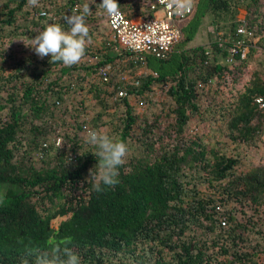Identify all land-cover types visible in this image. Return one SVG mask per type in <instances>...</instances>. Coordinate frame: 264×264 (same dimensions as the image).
Wrapping results in <instances>:
<instances>
[{
	"label": "trees",
	"instance_id": "obj_1",
	"mask_svg": "<svg viewBox=\"0 0 264 264\" xmlns=\"http://www.w3.org/2000/svg\"><path fill=\"white\" fill-rule=\"evenodd\" d=\"M154 1L117 3L140 21L154 17ZM101 2H0V264L56 246L71 248L82 264H264V161L246 164L264 143L257 103L264 100V0H198L168 58L145 55V62L115 50L99 26L108 16ZM85 4L82 60L40 58L31 39L49 22L68 29L65 15ZM207 16L213 38L189 47ZM21 40L28 52L17 59L11 51ZM123 90L128 97H119ZM159 94L168 103L166 127L163 111L142 119L131 103L145 99L150 110ZM122 105L124 115L107 122ZM90 129L128 145L119 183L101 192L93 187ZM67 237L71 243L61 244Z\"/></svg>",
	"mask_w": 264,
	"mask_h": 264
},
{
	"label": "clouds",
	"instance_id": "obj_2",
	"mask_svg": "<svg viewBox=\"0 0 264 264\" xmlns=\"http://www.w3.org/2000/svg\"><path fill=\"white\" fill-rule=\"evenodd\" d=\"M168 6L174 8L176 13L182 14L192 7L193 0H167ZM28 5L36 7L39 0H28ZM101 7L109 15L118 11L117 0H102ZM91 9L88 4L78 10V14H71L64 17L66 24L70 27L64 29L61 24L49 22L43 31L31 39V48L43 58L51 55V62H62L66 66L78 64L85 55L86 46L89 42V27L86 17ZM86 142L95 146L97 151L93 154L97 157L98 174L95 175L94 190L101 192L105 187H115L119 183V166L125 163L128 154V145L119 139L110 137L102 131L95 129L87 130ZM90 174L92 172L90 170ZM6 194L0 193V200ZM63 245L71 243V237L60 242ZM31 249L26 251L21 264H82L81 258L71 248L56 246L51 254L47 252L35 254L33 258Z\"/></svg>",
	"mask_w": 264,
	"mask_h": 264
},
{
	"label": "built area",
	"instance_id": "obj_3",
	"mask_svg": "<svg viewBox=\"0 0 264 264\" xmlns=\"http://www.w3.org/2000/svg\"><path fill=\"white\" fill-rule=\"evenodd\" d=\"M198 0H193L192 7L182 14L176 13L174 8L169 7L167 0H155L148 7L154 12V17L135 21L130 19L123 11L119 10L114 15L108 14V24L111 30V41L115 50L121 53H130L138 56L141 62H145V55H152L157 59H166L173 52L174 48L183 39L182 27L194 15ZM45 16L46 12H42ZM239 33H245L240 29ZM231 54L237 53L235 48H231ZM248 54V49L244 50L243 57ZM232 62V57L229 59ZM112 69L110 66L102 69L104 81L110 79ZM127 91L119 92L120 98L128 97ZM257 103L264 107V100L259 98ZM53 143L60 146L61 138H53ZM44 148H49V143H44ZM226 225V221H223Z\"/></svg>",
	"mask_w": 264,
	"mask_h": 264
},
{
	"label": "rangeland",
	"instance_id": "obj_4",
	"mask_svg": "<svg viewBox=\"0 0 264 264\" xmlns=\"http://www.w3.org/2000/svg\"><path fill=\"white\" fill-rule=\"evenodd\" d=\"M1 1L2 0H0V2ZM107 22H108V16L106 18L104 17V19L99 23V26H100V28H102V30L105 32V34L110 37L111 33H110L109 26H108ZM209 22H210V16H207L204 19L202 27L199 29V31H198L197 35L195 36L194 40L189 44V47L190 46L194 47V46L198 45L199 43H204L205 40H208V31H209L210 28H212L210 26ZM27 44H28V42H26L25 40L15 41V44L13 45L14 49L11 52L15 53V57L17 59H21V58H23V57H25L27 55V52H28ZM153 61H154V64L156 65L155 67L158 68L160 64H158L157 61L154 60V59H153ZM81 96H82V94H81ZM81 96H79V98H81ZM89 96H91V95H89ZM82 98H83V96H82ZM156 99H157V105L156 104L152 105L150 110L148 109L147 105L145 106V104H143V101L145 99L141 100V102H140V100H137V99L133 98L131 100V103H132V105L134 104V106L137 107L138 114L141 116L142 119H145L146 117L153 118L154 116L152 115V113H155V114L158 113L159 114L160 112L163 111V115L161 117H162V120H163V127L164 126L166 127L168 125V123H169L168 122L169 117H167V115H166L168 103L165 102L164 98L161 97L160 94L156 97ZM89 100H90L89 101L90 107L92 109L93 108L95 109L96 108L95 100H93L91 97H89ZM145 101H147V100H145ZM125 109L126 108L122 105L120 107H117L115 110H110L109 113H111V114H109L108 118H106L107 122L112 120V119L114 120V119H116L118 117H122L124 115ZM110 128L108 130L112 132L113 129H110ZM139 132H141V131H139ZM192 134L194 135L195 133H192ZM248 155H249V159L246 161V164L250 165V167H251V164H260V163H262L264 161V143L260 146V149L253 150L252 154L250 152V153H248ZM64 220H65L64 217L63 218H58V219L54 220L52 222V224H53V226L55 228H58L60 223L62 221H64Z\"/></svg>",
	"mask_w": 264,
	"mask_h": 264
},
{
	"label": "crops",
	"instance_id": "obj_5",
	"mask_svg": "<svg viewBox=\"0 0 264 264\" xmlns=\"http://www.w3.org/2000/svg\"><path fill=\"white\" fill-rule=\"evenodd\" d=\"M209 33L211 34L210 37L213 38V36H214V35H213V34H214V30H213V28H210V29H209L208 34H209ZM208 38H209V36H208Z\"/></svg>",
	"mask_w": 264,
	"mask_h": 264
}]
</instances>
